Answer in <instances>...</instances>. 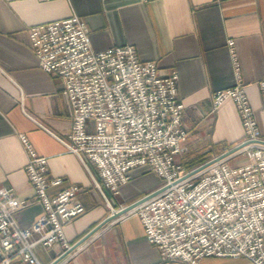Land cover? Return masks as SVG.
<instances>
[{"label":"crops","instance_id":"0c3cea01","mask_svg":"<svg viewBox=\"0 0 264 264\" xmlns=\"http://www.w3.org/2000/svg\"><path fill=\"white\" fill-rule=\"evenodd\" d=\"M73 14L86 20L94 49L132 43L141 58L157 60L163 72L178 70L189 137L175 160L194 166L245 139L234 100L215 108L212 99L215 90L236 82L235 60L264 138V0H0V185L14 187L20 198L35 196L23 133L38 154L48 157L51 176L63 177L49 186L51 195L72 183L83 187L78 198L85 211L64 225L71 245L114 210L161 184L153 170L140 165L113 192L97 167L59 138L68 137L73 110L61 76L39 66L29 27ZM229 39L235 43L233 53ZM42 211L34 200L15 211L16 221L28 226ZM144 231L139 215L126 212L103 224L58 264H193L161 261ZM66 249L61 242L35 245L40 264H51ZM225 258L207 256L198 264H254L246 257L234 263ZM10 264L30 263L13 259Z\"/></svg>","mask_w":264,"mask_h":264},{"label":"built area","instance_id":"2783aa9c","mask_svg":"<svg viewBox=\"0 0 264 264\" xmlns=\"http://www.w3.org/2000/svg\"><path fill=\"white\" fill-rule=\"evenodd\" d=\"M29 34L39 66L64 80L73 110L68 137H59L67 149L91 161L113 192L130 180L136 166L147 165L160 177L157 191L127 214L139 215L161 261L200 263L207 256H222L264 264V138L236 60V82L215 90L212 99L215 108L234 100L246 144L192 172L195 167L174 158L189 137L177 90L178 70L163 72L157 60L141 58L132 43L94 49L90 28L78 14L32 25ZM228 44L233 53L234 40ZM260 87L264 103V80ZM20 136L35 196L20 198L14 187L0 185V264L13 259L40 264L38 243L70 247L64 225L85 211L78 198L81 185L48 192L63 177L51 176L48 157L38 154L25 134ZM239 153H246L247 162L228 165ZM34 200L43 211L30 225L20 226L15 211Z\"/></svg>","mask_w":264,"mask_h":264},{"label":"water","instance_id":"95a60500","mask_svg":"<svg viewBox=\"0 0 264 264\" xmlns=\"http://www.w3.org/2000/svg\"><path fill=\"white\" fill-rule=\"evenodd\" d=\"M246 144V142H241L239 144H236L235 146L229 148L228 150L208 159L207 161L201 163L200 165L196 166L195 168L192 169V172H196L200 169H202L203 167L207 166V164L209 165L210 163L222 159L228 155H230L231 153L237 151V149L239 150L240 148H242L244 145ZM157 190H153L147 194H145L144 196L138 198L137 200L132 201L129 204H126L124 206H122L121 208L114 210L109 216H107L104 220H102V222H100L99 224H97L92 230H90L89 232H87L82 238H80L77 242H75L74 244L70 245V247H68L58 258H56L51 264H58L60 263L64 258L67 257V255L74 250L75 248H77L86 238H88L93 232H95L96 230H98L101 226L103 227V224H105L107 221L118 217L119 215H122L124 213H126L127 211L131 210L132 208H134L137 204H139L140 202H142V200H144L145 198L149 197L150 195H152L153 193H155Z\"/></svg>","mask_w":264,"mask_h":264},{"label":"rangeland","instance_id":"374dc122","mask_svg":"<svg viewBox=\"0 0 264 264\" xmlns=\"http://www.w3.org/2000/svg\"><path fill=\"white\" fill-rule=\"evenodd\" d=\"M184 151V150H183ZM223 152V151H222ZM222 152H219V154L220 153H222ZM216 155H218V154H216ZM216 155H212V156H210V158H212V157H214V156H216ZM210 158H208V159H210ZM247 160H248V157H247V155H246V153H239V154H236V155H234V156H232V157H230L228 160H227V163H228V165H230V166H236V165H239V164H242V163H244V162H247ZM207 161V160H206ZM180 162V161H179ZM182 162V161H181ZM205 162V161H204ZM183 163V162H182ZM203 163V162H202ZM187 168H193V167H196V166H198V165H200L201 163H198L197 165H194V166H191L190 164H188V162L186 163H183ZM225 259H227L229 262H231V263H234V261H235V257H226ZM193 264H198V263H193Z\"/></svg>","mask_w":264,"mask_h":264},{"label":"trees","instance_id":"16d2710c","mask_svg":"<svg viewBox=\"0 0 264 264\" xmlns=\"http://www.w3.org/2000/svg\"><path fill=\"white\" fill-rule=\"evenodd\" d=\"M208 158H210L209 156L207 157V156H205V157H203V158H201L200 160H198L199 161V163H202V162H204V161H206V160H208ZM190 168V167H189Z\"/></svg>","mask_w":264,"mask_h":264}]
</instances>
